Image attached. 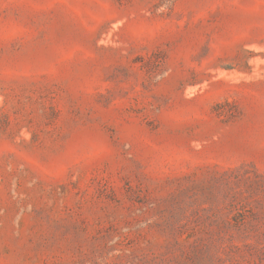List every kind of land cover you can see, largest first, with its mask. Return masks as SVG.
Masks as SVG:
<instances>
[{
  "label": "rangeland",
  "instance_id": "rangeland-1",
  "mask_svg": "<svg viewBox=\"0 0 264 264\" xmlns=\"http://www.w3.org/2000/svg\"><path fill=\"white\" fill-rule=\"evenodd\" d=\"M0 264H264V0H0Z\"/></svg>",
  "mask_w": 264,
  "mask_h": 264
}]
</instances>
